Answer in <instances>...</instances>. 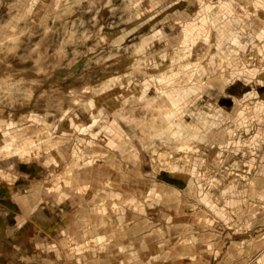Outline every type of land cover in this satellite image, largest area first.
Returning <instances> with one entry per match:
<instances>
[{
  "label": "rangeland",
  "instance_id": "374dc122",
  "mask_svg": "<svg viewBox=\"0 0 264 264\" xmlns=\"http://www.w3.org/2000/svg\"><path fill=\"white\" fill-rule=\"evenodd\" d=\"M140 1L0 0V188L99 140L79 162L121 205L69 258L264 264V0H194L157 46L116 36Z\"/></svg>",
  "mask_w": 264,
  "mask_h": 264
},
{
  "label": "crops",
  "instance_id": "0c3cea01",
  "mask_svg": "<svg viewBox=\"0 0 264 264\" xmlns=\"http://www.w3.org/2000/svg\"><path fill=\"white\" fill-rule=\"evenodd\" d=\"M138 9L141 15L117 27L116 36H122L124 40L140 36L152 46L159 45L158 40L152 37L155 33H166L170 23L187 20L196 11L194 0H141ZM98 141L94 140L92 150L68 156L67 167L56 173L64 179L61 184L44 171L41 176L29 178V182L0 188V191L12 192L10 198H0V264H77L78 258H69L74 244L79 246L87 238L94 237L95 234L89 235L90 230H100L105 217L110 219L109 226L115 222V214L102 216L101 207L121 205L118 203L120 200L102 198L96 178L98 166L94 162L92 166L79 162L86 156L89 159L100 153ZM110 149H114L116 157L122 159L116 153L118 148ZM108 176L110 178L111 175ZM118 185L121 184L115 183L109 191H127L126 187ZM261 222V217H256L258 240L264 237ZM108 229L111 231L114 226ZM99 253L82 249L78 256L84 262L85 257L91 258Z\"/></svg>",
  "mask_w": 264,
  "mask_h": 264
}]
</instances>
